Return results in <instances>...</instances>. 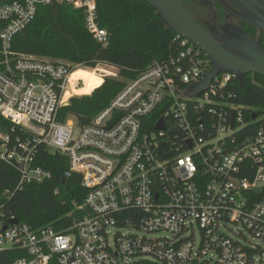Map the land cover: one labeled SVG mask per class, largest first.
<instances>
[{
    "label": "built area",
    "instance_id": "obj_1",
    "mask_svg": "<svg viewBox=\"0 0 264 264\" xmlns=\"http://www.w3.org/2000/svg\"><path fill=\"white\" fill-rule=\"evenodd\" d=\"M49 4L82 11L91 36L108 42L97 0H0V115L24 135L0 129V159L18 172V187L42 184L52 176L36 161L44 145L66 157V174L80 175L85 194L74 202L79 215L59 231L11 223L0 200V252H24L9 264H264V249L242 233L264 242V112L247 121L243 108L224 100L235 75L221 71L198 95L183 97L210 61L175 34L179 51L127 81L87 123L58 121L78 65L12 49ZM159 231L168 236L143 235Z\"/></svg>",
    "mask_w": 264,
    "mask_h": 264
},
{
    "label": "trees",
    "instance_id": "obj_2",
    "mask_svg": "<svg viewBox=\"0 0 264 264\" xmlns=\"http://www.w3.org/2000/svg\"><path fill=\"white\" fill-rule=\"evenodd\" d=\"M184 1L205 26L234 22L264 47V31L229 17L219 0ZM96 15L99 26L107 32L105 45L87 31L82 11L66 4L40 5L34 20L13 38L14 51L78 65L73 69L72 83L82 79L83 85L78 89L71 85L67 88L62 101L77 95L59 107L58 121L71 117L76 124L87 123L110 103L127 81L154 60L168 59L179 51L176 33L144 0H97ZM2 26L0 22V29ZM99 63L117 68V75L102 78L91 69L107 73L110 70L102 65L94 68ZM79 67L90 69L75 70ZM210 67L211 64H207L206 71ZM224 100L243 108L245 119L249 121L252 113L264 112V77L250 72L240 79L233 78ZM188 103L194 107L192 102ZM158 117L156 115L153 121ZM0 129L8 131L12 138L24 136L17 128L11 131L10 122L1 115ZM36 161L51 171V178L42 184L18 187V172L0 159V200L5 202V214L32 227L65 229L79 215L74 202L80 205L85 194L80 175H67L66 157L49 151L44 145H39ZM22 255L24 252L16 248L0 252V264H9Z\"/></svg>",
    "mask_w": 264,
    "mask_h": 264
},
{
    "label": "water",
    "instance_id": "obj_3",
    "mask_svg": "<svg viewBox=\"0 0 264 264\" xmlns=\"http://www.w3.org/2000/svg\"><path fill=\"white\" fill-rule=\"evenodd\" d=\"M160 15L178 36L199 47L211 67L185 91L183 97H194L208 86L213 77L227 71L240 79L243 74L257 73L264 77V47L239 24L225 22L216 26L202 24L184 0H144ZM227 15L264 31V0H219ZM255 117V112L251 115ZM156 128H163L160 119ZM176 132L175 129L172 130ZM12 219L11 223H16ZM5 228V227H4Z\"/></svg>",
    "mask_w": 264,
    "mask_h": 264
},
{
    "label": "rangeland",
    "instance_id": "obj_4",
    "mask_svg": "<svg viewBox=\"0 0 264 264\" xmlns=\"http://www.w3.org/2000/svg\"><path fill=\"white\" fill-rule=\"evenodd\" d=\"M98 65H102L104 68L110 70V73H107V72L99 71V70H96V69H91L93 72H95V73H97L99 75H102V78H104L105 76H116L117 73H118L117 68H115L113 66H110V65H107V64H103V63L97 64L94 68H96ZM80 69H90V68L79 67V69H75V70H80ZM229 227H231L234 232H237V228L234 225H229ZM128 232L129 233H136L138 235H141L142 234L141 231H131V230H128ZM242 233H243V236L246 237L248 241H250V242H252L254 244H257L259 247H261V248L264 249V242L259 241V240L252 239V237L247 232H245L244 230H242ZM226 234L229 237L233 238V239H235V238L238 237L237 235H235L234 233H232L230 231L226 232ZM143 235L146 236V237H148V238H155V237H166V236H168V233L167 232L159 231L157 233H153V234L152 233H149V234H143ZM194 237H195V243H196V245H198L199 239H200V235H199V232H198L197 229H195V231H194Z\"/></svg>",
    "mask_w": 264,
    "mask_h": 264
},
{
    "label": "bare ground",
    "instance_id": "obj_5",
    "mask_svg": "<svg viewBox=\"0 0 264 264\" xmlns=\"http://www.w3.org/2000/svg\"><path fill=\"white\" fill-rule=\"evenodd\" d=\"M77 69H79V68H77ZM73 72H74V71H73ZM73 72H72V73H73ZM72 73H71V75H70V77H69V80H68L66 86H65V91L67 90V88H68L70 85H71L72 87H73V85H74V84L72 83V78H71V77H72ZM65 91H64V93H65ZM64 93H63V94H64ZM62 97H63V95H62Z\"/></svg>",
    "mask_w": 264,
    "mask_h": 264
},
{
    "label": "crops",
    "instance_id": "obj_6",
    "mask_svg": "<svg viewBox=\"0 0 264 264\" xmlns=\"http://www.w3.org/2000/svg\"><path fill=\"white\" fill-rule=\"evenodd\" d=\"M72 76H73V73H72ZM72 78V77H71ZM75 95V94H74ZM80 95H83V94H80ZM72 96V95H71Z\"/></svg>",
    "mask_w": 264,
    "mask_h": 264
}]
</instances>
